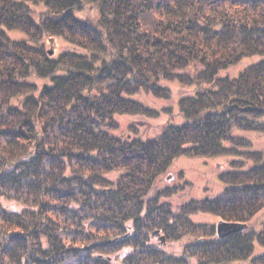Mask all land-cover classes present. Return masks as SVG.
Segmentation results:
<instances>
[{
	"label": "trees",
	"instance_id": "16d2710c",
	"mask_svg": "<svg viewBox=\"0 0 264 264\" xmlns=\"http://www.w3.org/2000/svg\"><path fill=\"white\" fill-rule=\"evenodd\" d=\"M89 3L95 24L75 15ZM56 38L72 50L50 56ZM256 55L264 0H0V201L24 207L0 203V264H264V226L218 239L191 219L249 225L264 211V152L245 136L264 135V60L221 76ZM163 82L196 87L178 102L182 125L110 134L117 115L155 117L134 97L170 100ZM180 157L232 159L224 192L174 210L178 187L153 189ZM156 231L189 238L185 252L155 246Z\"/></svg>",
	"mask_w": 264,
	"mask_h": 264
},
{
	"label": "rangeland",
	"instance_id": "374dc122",
	"mask_svg": "<svg viewBox=\"0 0 264 264\" xmlns=\"http://www.w3.org/2000/svg\"><path fill=\"white\" fill-rule=\"evenodd\" d=\"M98 7V3H89L80 10L76 11L75 15L78 19L84 22L95 24L99 15ZM35 9L38 12H45V9L42 6H36ZM11 36L17 39L22 38L21 34H11ZM45 43H47L45 48L55 57H58L68 50H72L63 38H56V40L52 43H49L48 39H45ZM262 60H264V56L259 55L244 58L237 66L223 71L221 76L231 78L237 77L244 69L257 64ZM33 81L38 85L39 89L44 86H48L49 84V81L46 79L33 78ZM162 84L172 90L173 96L170 100H158L147 93H139L134 97V100H139L147 107L158 110L159 113L155 117L144 118L142 116L133 117L117 115L115 116L116 127L113 126L110 128V134L119 137L122 140L140 139L142 141H146L160 135L162 131H164V129L171 124L178 126L182 125L184 123V119L180 112L178 102L182 97L194 94L193 91L196 87H185L187 89H182L179 83L163 82ZM245 136L253 142V151L264 152V135L253 134ZM232 162V159L229 157H219L213 159L180 157L175 160L173 165L165 174L159 177L155 183L153 192L177 186V194H175L172 198L166 199V202H169L174 210H177L179 205L185 204L190 200L215 198L221 195L225 190V186L220 181L219 176L222 173L232 170ZM249 166L251 165H247L246 168ZM118 176H120V173L115 172L110 174L109 178L116 181ZM0 203L6 211L12 213H20L24 208L21 203L12 200L1 199ZM191 219L196 224H204L208 227H213L215 236L220 239L217 236L216 227L219 222L224 220L214 216L213 214L207 213H195L191 216ZM263 226L264 211L260 212L250 222L245 231L249 230L251 227L259 231ZM165 236L166 235L164 234L153 236V244L162 248L169 254L180 256L185 252L184 248L186 243L189 242V238H184V240L182 239L179 242L172 243L168 242ZM255 250L257 255L264 254V247L262 246L257 245Z\"/></svg>",
	"mask_w": 264,
	"mask_h": 264
},
{
	"label": "water",
	"instance_id": "95a60500",
	"mask_svg": "<svg viewBox=\"0 0 264 264\" xmlns=\"http://www.w3.org/2000/svg\"><path fill=\"white\" fill-rule=\"evenodd\" d=\"M50 55H52V54H50ZM247 228H248V225H246V224L221 221L218 223V225L216 227V231H217V236L220 239H225L231 235H234L237 233H242ZM157 234H158V232H154L153 236H155ZM161 240H164V239H161Z\"/></svg>",
	"mask_w": 264,
	"mask_h": 264
}]
</instances>
